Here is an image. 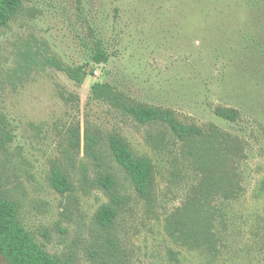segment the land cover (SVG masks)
Wrapping results in <instances>:
<instances>
[{"label":"rangeland","instance_id":"obj_1","mask_svg":"<svg viewBox=\"0 0 264 264\" xmlns=\"http://www.w3.org/2000/svg\"><path fill=\"white\" fill-rule=\"evenodd\" d=\"M247 18L241 0H25L0 28V196L45 252L71 264H264V68L240 59ZM98 43L107 62L95 64ZM49 58L87 76L78 84ZM95 83L200 134L140 124L94 100ZM112 136L150 161L147 196L114 161ZM106 206L115 218L101 227Z\"/></svg>","mask_w":264,"mask_h":264},{"label":"trees","instance_id":"obj_2","mask_svg":"<svg viewBox=\"0 0 264 264\" xmlns=\"http://www.w3.org/2000/svg\"><path fill=\"white\" fill-rule=\"evenodd\" d=\"M24 1L0 0V28L5 27L18 14ZM241 2L248 12V18L240 41V59L256 73L257 70L264 68V0H241ZM89 59L95 64L107 62V55L99 43L91 50ZM45 63L51 68L64 72L78 84H81L87 76L83 68L65 66L55 58H49ZM90 94L94 100L108 101L122 108L140 124H164L179 140H188L200 134L198 128L182 124L168 109L132 104L123 93L108 83L93 84ZM215 114L227 121H234L237 118V112L232 109L218 108ZM108 145L114 161L126 173L137 194L147 196L152 175L150 161L134 157L118 136L110 137ZM50 183L60 194L69 189L66 176L59 171H53ZM99 184L109 190L114 185V181L110 176H104L99 180ZM17 213V205L0 196V257L6 264H71L68 260L61 261L45 252L19 222ZM114 218V209L106 206L99 210L96 222L101 227H108Z\"/></svg>","mask_w":264,"mask_h":264}]
</instances>
